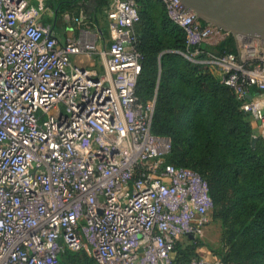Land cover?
Instances as JSON below:
<instances>
[{"label": "built area", "instance_id": "obj_1", "mask_svg": "<svg viewBox=\"0 0 264 264\" xmlns=\"http://www.w3.org/2000/svg\"><path fill=\"white\" fill-rule=\"evenodd\" d=\"M185 35L186 55L230 87L264 140V42L236 37L235 55L201 46L225 33L180 0H159ZM42 5L0 0V264H60L85 251L98 264H224L190 256L214 205L206 180L166 161L151 133L155 99L136 93V0H108L110 32L98 67L74 64L95 48L89 32L61 42Z\"/></svg>", "mask_w": 264, "mask_h": 264}, {"label": "trees", "instance_id": "obj_2", "mask_svg": "<svg viewBox=\"0 0 264 264\" xmlns=\"http://www.w3.org/2000/svg\"><path fill=\"white\" fill-rule=\"evenodd\" d=\"M136 1L141 56L136 93L141 102L155 99L151 133L169 140L168 163L206 180L215 215L228 228L226 245L244 254L241 264H264V140L257 138L251 146L255 132L233 90L207 65L183 56L184 32L168 18L163 3ZM216 49L235 53V38L229 35ZM176 257L190 256L183 250ZM222 259L234 264L230 257ZM59 260L98 264L83 251H67Z\"/></svg>", "mask_w": 264, "mask_h": 264}, {"label": "rangeland", "instance_id": "obj_3", "mask_svg": "<svg viewBox=\"0 0 264 264\" xmlns=\"http://www.w3.org/2000/svg\"><path fill=\"white\" fill-rule=\"evenodd\" d=\"M29 3L34 8H38L42 5L43 8L40 11L42 13L41 17L43 24H49L52 28L53 34L62 40L67 39L69 36L78 37L86 32L97 35L99 38L95 44V48L90 52L94 59L97 60L99 58L98 52L108 45L110 41V32L105 14L103 12H89L93 7H87L86 10L89 9L87 12L85 10L80 11V8L77 7V3L67 2V4H63L59 0H29ZM199 22L201 23V21ZM222 33L225 32L222 31ZM229 35L230 34L225 33L222 40L209 41L210 43L205 45L210 49L208 52L213 55H235L237 53V48L233 54L220 52L216 49V47L220 45ZM184 57H186L189 61L196 59L193 55H186ZM249 123L253 124L252 121ZM215 212L216 207L214 206L209 223L204 227L201 235L191 244L194 248H192L190 252L189 249L185 250L190 246L183 245V238L177 241L175 251L180 253L184 250L186 251V254L189 253V256L195 255L202 259H207L208 257L210 259L230 257L232 258L234 264H241L244 254L240 249L231 248L226 245L228 228L220 218L216 217ZM86 255L90 257L87 253ZM64 259L65 257H63L62 260L64 261Z\"/></svg>", "mask_w": 264, "mask_h": 264}, {"label": "water", "instance_id": "obj_4", "mask_svg": "<svg viewBox=\"0 0 264 264\" xmlns=\"http://www.w3.org/2000/svg\"><path fill=\"white\" fill-rule=\"evenodd\" d=\"M197 19L234 38H256L264 42V0H180ZM252 137L251 146H255Z\"/></svg>", "mask_w": 264, "mask_h": 264}, {"label": "crops", "instance_id": "obj_5", "mask_svg": "<svg viewBox=\"0 0 264 264\" xmlns=\"http://www.w3.org/2000/svg\"><path fill=\"white\" fill-rule=\"evenodd\" d=\"M59 1L63 4H67V2H70V3L75 2V3H77V7L80 8V11L85 10L87 12L89 10V9L86 10L87 7H93V8H91V10L89 12L97 13L98 11H101L104 13L105 8L107 7V1L108 0H59ZM71 37H75V36H69L68 38H71ZM98 38L99 37L97 35H93L92 39L95 42V44L97 43ZM58 39L61 42H64L67 40V39L62 40L59 37H58ZM73 62L78 67H82V68L98 67L100 65V59L99 58L97 60L94 59L92 57L91 53L77 55L74 57ZM247 121L250 122V120L248 118H247ZM250 125H251L253 131L255 132L254 125L251 123H250ZM207 259H210V258L208 257Z\"/></svg>", "mask_w": 264, "mask_h": 264}, {"label": "bare ground", "instance_id": "obj_6", "mask_svg": "<svg viewBox=\"0 0 264 264\" xmlns=\"http://www.w3.org/2000/svg\"><path fill=\"white\" fill-rule=\"evenodd\" d=\"M254 39V38H253Z\"/></svg>", "mask_w": 264, "mask_h": 264}]
</instances>
